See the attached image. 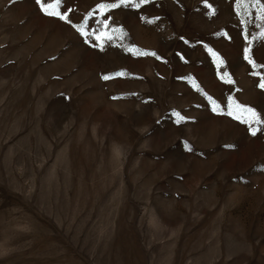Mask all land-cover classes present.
I'll list each match as a JSON object with an SVG mask.
<instances>
[{
    "label": "rangeland",
    "instance_id": "rangeland-1",
    "mask_svg": "<svg viewBox=\"0 0 264 264\" xmlns=\"http://www.w3.org/2000/svg\"><path fill=\"white\" fill-rule=\"evenodd\" d=\"M251 4L0 0V264H264Z\"/></svg>",
    "mask_w": 264,
    "mask_h": 264
},
{
    "label": "snow or ice",
    "instance_id": "snow-or-ice-1",
    "mask_svg": "<svg viewBox=\"0 0 264 264\" xmlns=\"http://www.w3.org/2000/svg\"><path fill=\"white\" fill-rule=\"evenodd\" d=\"M140 2L143 3V2H146V0H140ZM237 2L238 3H242L243 0H237ZM37 3L40 4L41 10L44 11L46 14L52 15V16H57V17H59L62 20H67L68 19L67 13L62 14L60 11H56L55 10L57 5L60 3V0H55V3L47 4V5H45L44 3H41V0H37ZM119 3L120 4L131 3V0H119ZM118 6H119V4H117V3H111V4L100 3V4L97 5V9L101 10V14H103V12H106L108 9L116 8ZM132 6L138 7L139 4H132ZM251 6L252 7L259 6L260 11L264 12V4H261L260 0H252ZM89 15L91 16L92 13H89ZM258 18L259 19H264V15H258ZM99 23H101V25L104 28H107V26H108V21L107 20L101 21ZM78 30L83 34V28H78ZM89 35H92V33H89ZM261 35H264V32H262ZM104 38L111 39V36L106 31H101L98 34H95V39L98 42L101 41ZM129 51H132V49H129ZM248 51L249 50L246 48L245 49V59L249 60V62L251 63L252 61L250 60V57L248 55ZM140 54H148V53H140ZM152 54L154 55V53H152ZM219 63L222 64L223 61L219 60ZM113 75L119 76V75H123V73L122 72H117V73H114ZM225 77H228V73L227 72L223 73V76H221V79H224ZM111 78H112V76H110V75H104L102 77V79H104V80H109ZM228 82L231 83V79L230 78H229ZM259 86L261 88H264V82H262ZM114 99H115V97H114ZM208 99L211 100V97H208ZM213 105H214L213 110L215 111L216 110V106H215V102L214 101H213ZM233 106H234V109L236 111L245 113L247 115V118H248L249 122H255L257 124L264 123V120H261L260 116L257 114L255 109L250 108V107H246V106H243V105L235 104V103H233ZM227 114L231 116V115H233V111L230 110V111H228ZM177 116H178V120H177L178 123L181 120L184 119V117L179 116L178 113H177ZM237 118L239 119V117H237ZM251 131H252L253 134H255L256 129L253 128ZM186 147H187V145H186Z\"/></svg>",
    "mask_w": 264,
    "mask_h": 264
}]
</instances>
